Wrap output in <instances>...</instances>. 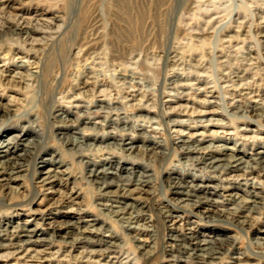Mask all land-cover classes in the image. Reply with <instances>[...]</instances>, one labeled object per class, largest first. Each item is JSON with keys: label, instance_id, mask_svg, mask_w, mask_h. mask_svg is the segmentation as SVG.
Masks as SVG:
<instances>
[{"label": "rangeland", "instance_id": "374dc122", "mask_svg": "<svg viewBox=\"0 0 264 264\" xmlns=\"http://www.w3.org/2000/svg\"><path fill=\"white\" fill-rule=\"evenodd\" d=\"M10 137L0 264H264V0H0Z\"/></svg>", "mask_w": 264, "mask_h": 264}, {"label": "bare ground", "instance_id": "6f19581e", "mask_svg": "<svg viewBox=\"0 0 264 264\" xmlns=\"http://www.w3.org/2000/svg\"><path fill=\"white\" fill-rule=\"evenodd\" d=\"M102 121V120H101ZM97 125H99V122H96L94 123V128L97 127ZM134 137V136H133ZM15 140V137H10V138H7L4 142L1 143L0 145V150H5L4 152L8 153L9 151V148L10 146L12 145L13 141ZM193 138H190V139H187L186 141H180V143L184 144V145H188L190 146L192 143H193ZM136 141V140H135ZM200 141V140H199ZM129 142V141H128ZM201 142V141H200ZM131 143L130 144H126V146L124 147V151H131V150H134L131 146ZM211 146V145H210ZM205 147V146H204ZM208 149H210V147L208 148H200L197 150V152L200 154H207V152L205 153L204 151H207ZM194 150V149H193ZM232 152V151H231ZM25 153L24 154H21L19 155L18 157L19 158H22V157H25ZM259 157L260 158H257V159H253L252 161L254 162H261V163H264V153L263 152H260L259 154ZM208 156V154H207ZM16 157V156H15ZM219 157V156H218ZM254 157V156H253ZM11 158V157H10ZM34 159V158H33ZM222 159V158H221ZM15 161V162H14ZM12 161V160H7V161H3V162H0V172H9L10 174L14 175V174H19L18 171H20V168H21V164L19 163L20 161H17L16 159ZM110 163V162H109ZM209 164L210 166H213L214 168H218V167H224V168H234V169H237V168H240L242 165H243V161L241 159H237L235 157H231V155L225 159V160H220V159H213V160H210L209 161ZM112 172V171H111ZM44 178L42 181H51L52 179V176H51V172L50 170L44 172ZM181 178V177H180ZM257 202V201H256ZM193 206V209H197L199 206H200V203H194L192 204ZM220 216V215H219ZM133 228V227H132ZM41 233V232H40ZM31 235L29 236H23V237H26L28 238L27 239V243L26 244H29L30 242V237ZM83 236H87V235H83ZM92 236V235H91ZM206 243H202L201 245V249H200V252L203 254H207L208 253V250L209 248L206 247ZM203 246V247H202ZM200 248V247H199ZM201 257V256H200ZM203 257V256H202ZM198 261V260H197Z\"/></svg>", "mask_w": 264, "mask_h": 264}]
</instances>
